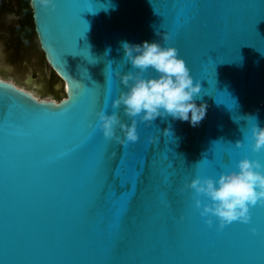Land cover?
I'll return each mask as SVG.
<instances>
[{"label": "water", "instance_id": "water-1", "mask_svg": "<svg viewBox=\"0 0 264 264\" xmlns=\"http://www.w3.org/2000/svg\"><path fill=\"white\" fill-rule=\"evenodd\" d=\"M29 5L60 99L0 76V264H264L261 205L251 208L249 224L218 231L195 208L193 190L173 191L167 207L162 200L170 171L178 190L197 175L218 177L244 156L264 163V150L252 152L247 139L253 123L264 127V0H56L46 12L37 0ZM156 30L171 36L199 80L196 103H206V114L196 127L137 117L138 140L122 146L96 127L92 97L103 86L107 104L96 110L130 122L111 107L124 88L115 71L130 70L121 42L159 39ZM23 82L36 85L32 73ZM105 144L109 169L100 164ZM224 149L232 153L226 166L204 164ZM176 160L186 167L172 169ZM110 171L130 181L119 196Z\"/></svg>", "mask_w": 264, "mask_h": 264}, {"label": "clouds", "instance_id": "clouds-1", "mask_svg": "<svg viewBox=\"0 0 264 264\" xmlns=\"http://www.w3.org/2000/svg\"><path fill=\"white\" fill-rule=\"evenodd\" d=\"M37 2L45 12L56 8V0ZM156 35L159 39L152 41L121 42L123 58L130 70L115 71L124 88L112 100L111 107L122 109L130 122L122 121L115 111H97L96 127L106 140H115L122 146L136 142L137 117L147 124L157 118L170 117L173 121H187L192 127L198 126L205 117L206 103H196L200 93L199 80L194 82L178 49L168 43L171 36L159 30ZM243 118L252 120L251 117ZM170 127L163 129L165 136L170 134ZM250 133L247 139L251 151L264 150V127L253 123ZM235 143L237 147L241 146L240 140ZM187 189L194 191V206L209 227L214 221L218 231L234 221L249 224L251 208L264 205V163L244 156L236 162L235 168L220 172L218 177L195 176L181 191ZM251 230L256 231L255 228Z\"/></svg>", "mask_w": 264, "mask_h": 264}, {"label": "rangeland", "instance_id": "rangeland-1", "mask_svg": "<svg viewBox=\"0 0 264 264\" xmlns=\"http://www.w3.org/2000/svg\"><path fill=\"white\" fill-rule=\"evenodd\" d=\"M17 14L18 13L12 8L10 10L0 11V50L5 52L2 57L0 56V65L5 64L13 67L10 72H5L2 67H0V72L6 76L4 78H14L22 84L21 86H23V78L25 75L27 73H34L36 74V79L41 81L42 88L40 94H42V96H40H50L59 100L60 95L53 90V85L59 78L46 61L36 35L32 33L27 39H19V41L15 43L16 47L14 46V48L9 50L8 42L14 39L13 31H16L15 34L21 37V26L23 21L14 26L18 21ZM12 26L14 27L11 28ZM61 90L63 95L64 89L62 88Z\"/></svg>", "mask_w": 264, "mask_h": 264}, {"label": "snow or ice", "instance_id": "snow-or-ice-1", "mask_svg": "<svg viewBox=\"0 0 264 264\" xmlns=\"http://www.w3.org/2000/svg\"><path fill=\"white\" fill-rule=\"evenodd\" d=\"M83 89H80V90L76 89V93H82ZM108 95H109V91L105 90L103 88V86H101L100 90L95 89V95L92 97L91 106H90V110H89L91 115L96 116V112H97L96 109L98 106H101V105L106 106ZM38 103H43V102H38ZM55 109H59V107H57ZM48 111H52L53 114H60L59 112H56L52 109H49ZM87 127L90 129H93V131H94L93 124H92L91 120L88 122ZM102 147H103V150L105 153V157H104V159L101 160L100 164H101L102 168L109 169V163L107 161V157L111 151V147L106 145V144L102 145ZM213 154H214L213 158H211V159L206 158L205 159V161H204L205 165L223 167V166H226L232 160V153L227 149H224L221 151H214ZM117 166H118L117 161H115V160L112 161L110 164V168L113 170L116 169ZM183 167H186L184 165V163L180 164L179 161L176 160L175 166H173V161H172V164H171L172 169H179V168H183ZM137 168H139V166H137ZM139 179H140L139 177L136 178L137 184L139 183ZM176 179H177L176 174L173 171H170L168 173V175H166L163 178V184L165 186V190L162 192V200L164 201L165 207L168 206V199L172 195L173 191H181V189H178V190L174 189V184H175ZM108 181L111 182V188L114 190V194L116 196H119L122 192L127 190V188L129 187V184H130V181L127 178L122 177L119 174L113 175L112 171H110V173L108 175ZM109 187H110V185H109V183H107L105 185L104 189L101 191L100 196L102 198L105 195V189H108ZM120 206L121 207L124 206L123 202H121ZM261 206L264 207V205H261ZM253 228H255V227H253ZM251 229H250V231L253 234H255L257 232L256 228H255L256 229L255 232H253Z\"/></svg>", "mask_w": 264, "mask_h": 264}, {"label": "flooded vegetation", "instance_id": "flooded-vegetation-1", "mask_svg": "<svg viewBox=\"0 0 264 264\" xmlns=\"http://www.w3.org/2000/svg\"><path fill=\"white\" fill-rule=\"evenodd\" d=\"M11 8L14 9L18 13L17 14L18 21L16 22V24L14 26H16L21 21L28 20V23L30 24V27H33L34 28L33 19H32V13H31V8H30V5H29V0H0V11L1 10H10ZM22 9H25L26 11H24V10L22 11ZM14 26H12L11 28H13ZM12 31H13V29H12ZM15 32L16 31H13V33H14V37L13 38L14 39H12V40H10L8 42L9 43V46H8L9 47V50H11L12 48H14L15 43H17L19 41V39H24L23 36L20 35L21 37H19L17 34H15ZM4 53L5 52H3L2 50H0V56L1 57L4 55ZM26 75H25V78H26ZM0 76L3 77V78L6 77L1 72H0ZM32 76H33V78L35 80V84L36 85H32V86H29L28 87L23 82V87L28 88L29 90H31L37 96L38 95L39 96L40 95L42 96V94H40V90L42 88L41 87V81L39 79H36V74L32 73ZM7 79H10V78L7 77ZM11 80H13L18 85H22L18 81H16L14 78H12ZM38 86H40L41 88L38 87Z\"/></svg>", "mask_w": 264, "mask_h": 264}, {"label": "trees", "instance_id": "trees-1", "mask_svg": "<svg viewBox=\"0 0 264 264\" xmlns=\"http://www.w3.org/2000/svg\"><path fill=\"white\" fill-rule=\"evenodd\" d=\"M23 10L26 11L25 9H22V11ZM32 33H34L36 35V33L34 31V28L30 27V24L28 23V20H24L22 22V26H21V36H23L24 39H27L28 37H30L32 35Z\"/></svg>", "mask_w": 264, "mask_h": 264}]
</instances>
